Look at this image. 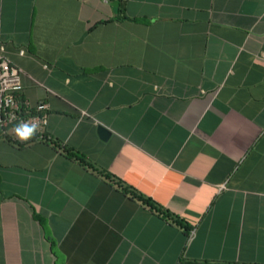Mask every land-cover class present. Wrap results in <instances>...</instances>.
Returning a JSON list of instances; mask_svg holds the SVG:
<instances>
[{"label":"crops","instance_id":"obj_1","mask_svg":"<svg viewBox=\"0 0 264 264\" xmlns=\"http://www.w3.org/2000/svg\"><path fill=\"white\" fill-rule=\"evenodd\" d=\"M0 49V264H264V0H0Z\"/></svg>","mask_w":264,"mask_h":264},{"label":"built area","instance_id":"obj_2","mask_svg":"<svg viewBox=\"0 0 264 264\" xmlns=\"http://www.w3.org/2000/svg\"><path fill=\"white\" fill-rule=\"evenodd\" d=\"M22 70L13 65L1 53L0 49V130L3 134H14L13 128L19 121L38 118L41 126L46 122V104L37 103L34 106L19 97L22 90ZM37 138H43L38 132Z\"/></svg>","mask_w":264,"mask_h":264},{"label":"clouds","instance_id":"obj_3","mask_svg":"<svg viewBox=\"0 0 264 264\" xmlns=\"http://www.w3.org/2000/svg\"><path fill=\"white\" fill-rule=\"evenodd\" d=\"M40 131H42L41 123L35 117L27 121H19L13 128L15 136L22 142L30 141Z\"/></svg>","mask_w":264,"mask_h":264},{"label":"water","instance_id":"obj_4","mask_svg":"<svg viewBox=\"0 0 264 264\" xmlns=\"http://www.w3.org/2000/svg\"><path fill=\"white\" fill-rule=\"evenodd\" d=\"M97 132L102 139H106L110 135L109 130L101 124L97 126Z\"/></svg>","mask_w":264,"mask_h":264},{"label":"trees","instance_id":"obj_5","mask_svg":"<svg viewBox=\"0 0 264 264\" xmlns=\"http://www.w3.org/2000/svg\"><path fill=\"white\" fill-rule=\"evenodd\" d=\"M79 159H80V161L84 162V160H82L80 157H79ZM131 193H132L133 195H136V194L133 193V192H131ZM138 196H139V195H138ZM139 197H141V196H139ZM142 200L145 201V202H147V203H149V201H148L147 199L142 198ZM160 211H162V210H160ZM162 213H163V215L169 216V214H168L167 212L162 211ZM174 220H175L177 223L183 225L182 222H181L179 219L174 218Z\"/></svg>","mask_w":264,"mask_h":264}]
</instances>
